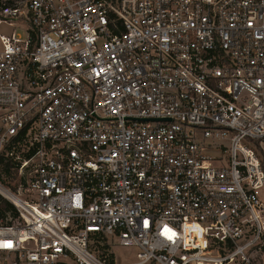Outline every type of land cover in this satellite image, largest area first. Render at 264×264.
Returning a JSON list of instances; mask_svg holds the SVG:
<instances>
[{
	"label": "built area",
	"instance_id": "2783aa9c",
	"mask_svg": "<svg viewBox=\"0 0 264 264\" xmlns=\"http://www.w3.org/2000/svg\"><path fill=\"white\" fill-rule=\"evenodd\" d=\"M2 25L0 264H264V0H0Z\"/></svg>",
	"mask_w": 264,
	"mask_h": 264
},
{
	"label": "rangeland",
	"instance_id": "374dc122",
	"mask_svg": "<svg viewBox=\"0 0 264 264\" xmlns=\"http://www.w3.org/2000/svg\"><path fill=\"white\" fill-rule=\"evenodd\" d=\"M0 30L7 31L8 28L2 25L0 26ZM0 178L3 179L5 183L12 185V186L14 185L15 179H14V176H12V174L9 175L5 173L4 176H1ZM263 199H264V190H263ZM95 249H97L100 252H104L106 254L109 252L115 253L117 257L119 258L120 262H125L130 259H133L136 254L135 252L136 250L134 249L103 245L101 242L96 243Z\"/></svg>",
	"mask_w": 264,
	"mask_h": 264
},
{
	"label": "trees",
	"instance_id": "16d2710c",
	"mask_svg": "<svg viewBox=\"0 0 264 264\" xmlns=\"http://www.w3.org/2000/svg\"><path fill=\"white\" fill-rule=\"evenodd\" d=\"M0 162H3V167H2V169H0V176L2 175V172L10 173V168L12 165L11 160L5 159L4 157H1ZM8 210H12L14 212L13 206L8 201L1 200V203H0V219L5 217L4 212L8 211ZM12 215H16V214H12ZM3 220H5V219H3Z\"/></svg>",
	"mask_w": 264,
	"mask_h": 264
}]
</instances>
